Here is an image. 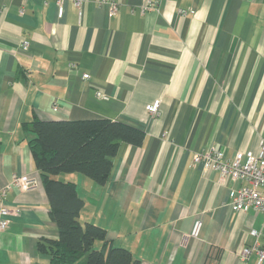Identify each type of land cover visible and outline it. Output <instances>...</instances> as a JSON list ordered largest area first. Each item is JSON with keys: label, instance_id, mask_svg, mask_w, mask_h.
Returning a JSON list of instances; mask_svg holds the SVG:
<instances>
[{"label": "crops", "instance_id": "0c3cea01", "mask_svg": "<svg viewBox=\"0 0 264 264\" xmlns=\"http://www.w3.org/2000/svg\"><path fill=\"white\" fill-rule=\"evenodd\" d=\"M76 1L62 0L60 16L58 0H0V187L14 175L40 179L23 129L35 114L130 124L144 143L121 145L105 186L58 176L85 201L80 221L141 264H257L240 252L255 243L251 230L264 248V214L235 211L229 192L244 182L223 183L194 157L262 150L264 0H159L146 12L147 0H114L115 16L108 3L81 0L82 18ZM4 202L15 214L0 232V264H49L37 244L59 232L42 183Z\"/></svg>", "mask_w": 264, "mask_h": 264}, {"label": "trees", "instance_id": "16d2710c", "mask_svg": "<svg viewBox=\"0 0 264 264\" xmlns=\"http://www.w3.org/2000/svg\"><path fill=\"white\" fill-rule=\"evenodd\" d=\"M23 129L28 133L34 164L48 195L50 218L59 232L56 240L41 239L38 252L49 257V264H141L130 250L114 247L105 228L80 221L85 201L75 183L58 176L80 173L105 186L121 145L140 147L146 133L109 119L54 121L36 114L31 122L23 124Z\"/></svg>", "mask_w": 264, "mask_h": 264}, {"label": "built area", "instance_id": "2783aa9c", "mask_svg": "<svg viewBox=\"0 0 264 264\" xmlns=\"http://www.w3.org/2000/svg\"><path fill=\"white\" fill-rule=\"evenodd\" d=\"M103 3L110 4V15L115 16L118 12V3L114 0H101ZM159 0H147L143 11L146 12L151 8H157ZM59 14L63 15V8L61 7L62 0H58ZM82 1L77 0L76 6L79 9V15L82 18L83 9ZM28 43H24L27 47ZM84 79H89V74L83 75ZM96 95L99 98H106V96L97 91ZM150 114H157L159 111V102L148 106ZM196 164H202L205 171L213 170L219 173L221 182H244L238 189H231L229 192L232 200V207L235 211L254 210L257 213L264 214V143H262V150L258 155L237 153L233 159L227 158L226 154L218 149L210 148L206 151L198 152L194 157ZM40 179L30 177L27 175H14L9 185L0 187V232L4 231L10 224L9 218L15 214V209L10 208L4 202L8 192L14 188L20 191H29L40 186ZM202 229V221L197 220L193 226L191 237L198 238ZM250 234L255 238V243L250 247H245L240 252V259L246 263L249 256L255 253L258 257L257 264L264 262V248L259 243L261 232L251 230Z\"/></svg>", "mask_w": 264, "mask_h": 264}]
</instances>
